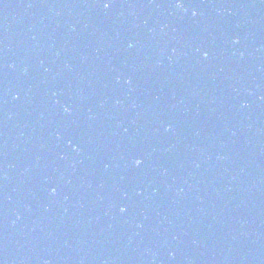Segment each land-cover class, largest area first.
Listing matches in <instances>:
<instances>
[{
	"label": "water",
	"instance_id": "water-1",
	"mask_svg": "<svg viewBox=\"0 0 264 264\" xmlns=\"http://www.w3.org/2000/svg\"><path fill=\"white\" fill-rule=\"evenodd\" d=\"M0 264H264V0H0Z\"/></svg>",
	"mask_w": 264,
	"mask_h": 264
},
{
	"label": "clouds",
	"instance_id": "clouds-1",
	"mask_svg": "<svg viewBox=\"0 0 264 264\" xmlns=\"http://www.w3.org/2000/svg\"><path fill=\"white\" fill-rule=\"evenodd\" d=\"M136 163H137V164H139V163H140V161H139V160H137V161H136Z\"/></svg>",
	"mask_w": 264,
	"mask_h": 264
},
{
	"label": "snow or ice",
	"instance_id": "snow-or-ice-1",
	"mask_svg": "<svg viewBox=\"0 0 264 264\" xmlns=\"http://www.w3.org/2000/svg\"><path fill=\"white\" fill-rule=\"evenodd\" d=\"M104 6H105V7H107V6H108V4H107V3H105V4H104Z\"/></svg>",
	"mask_w": 264,
	"mask_h": 264
}]
</instances>
